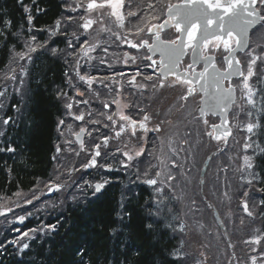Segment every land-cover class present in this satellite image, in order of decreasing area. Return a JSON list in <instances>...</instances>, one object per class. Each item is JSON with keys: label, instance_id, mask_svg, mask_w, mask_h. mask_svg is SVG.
<instances>
[{"label": "snow or ice", "instance_id": "1", "mask_svg": "<svg viewBox=\"0 0 264 264\" xmlns=\"http://www.w3.org/2000/svg\"><path fill=\"white\" fill-rule=\"evenodd\" d=\"M23 6V0H18ZM35 4V0H33ZM65 10L70 12H78V16L73 17L67 15L64 20L71 25L73 20L83 21L78 23L77 27L83 29V33L72 32L75 37V42L69 40L67 42V48L71 51L64 52L56 47L48 48L47 51L52 56L58 57L63 53L65 57L71 56L73 59L71 66L74 69V75L78 77L79 81L84 82L88 86V91L93 92L92 84L94 78L81 74L79 71L80 61L82 58L92 59L90 53L95 52L98 48L104 53H108L111 43L108 39H104V36H114L115 41L119 43L116 47L127 46L130 49H135L138 53L141 49H147V53L143 55L144 60L151 61L146 67H152L154 72L158 70L155 80L153 76L145 75L144 79L150 83L144 84L136 80V76L141 75L140 72L136 73V76L131 77L128 80V84L136 89V93H125L121 88L110 90L109 95L111 100L101 99L99 92H96V99L101 100L103 110H97V114L104 117L110 122L105 127H111L115 131V136L110 137L107 134L102 139V144H93L92 148L95 149L94 154L90 153L91 158L87 163L82 164V168L97 167V157L101 156V147H109V141L112 139L120 141L121 146H117L116 153H120L124 159L121 161V167L127 170L130 167H137V178L140 179L141 175L143 179L142 183L148 185L154 193V199L149 202L148 209V221L144 225V228L149 232L163 226L166 229H171L173 233V239L177 233L180 234V245L178 248L173 249L169 255L176 264H184L187 259V254L182 251L185 246V237L188 236V230L190 228L189 220L194 225H199L200 229L204 228V224L197 218V213H203L205 210L201 206L203 201L208 209L215 207L209 200L206 194H204L205 178L203 170H201V176L199 180L200 200L195 195L192 196L190 203L185 205L180 211H177L175 203H169V195L172 201H182L183 196L176 195L177 188L181 191L184 190L187 181L191 183V179L187 176L185 171V165L181 162L180 153L182 151L187 152L188 155L194 156L199 149L203 146V136H207L209 141H216V148L211 155L208 156V160H213V157L220 156V162L216 164L218 173L223 172L225 174L224 179H228L227 173L229 171V164L225 162L221 154H226V148L229 144V137L233 135L232 128L236 127L235 124H230L226 118L232 105L236 103V91L239 88L241 92V103L237 105L240 112L252 116V112L245 108L247 105L255 108V95L256 89L251 83L252 78L256 77V82L264 81V0H182L179 4H173L171 0H73V3L66 4ZM25 13H29L30 10L27 6H24ZM38 11H40L38 9ZM161 17H166L161 23H152V21H160ZM27 23L29 29L33 25V17L29 14L27 16ZM5 25H10L11 21H4ZM63 21L57 20L55 28L48 29L50 36H55L60 33ZM97 27L94 28L93 26ZM174 27L176 32L179 33L175 38H164L163 33L167 28ZM119 29V31H117ZM255 29V47L251 50L245 51L250 48V31ZM95 31L96 35L93 36L92 32ZM67 34L65 28L64 33ZM3 35V33H0ZM81 36L84 39H81ZM131 37V38H130ZM106 45V46H105ZM226 53L223 55V62L226 65L224 68L217 67L216 53L221 51ZM46 48V43L41 44L37 42L36 36L32 35L25 41V51L15 52L12 56L13 63H16L21 68L19 77L16 75H5L6 80H18L22 86L24 83V66L19 65L20 60L32 61V53L38 49ZM260 49L257 53L256 49ZM191 55V62H185L184 57ZM245 52V56L249 59L246 64V71L242 66V61L236 58L238 52ZM159 53V61L153 59L155 54ZM124 61L131 60L135 63L137 57L128 53H123ZM202 61L203 70L197 72L195 65ZM259 61V63H258ZM66 62H68L66 60ZM101 62H106L101 59ZM184 63V68L181 70V64ZM9 70L12 73L16 72L15 68L9 66ZM69 72H65V76L68 77L69 86L74 88L77 96L83 97L85 92L71 80ZM169 76L175 77L174 80H168ZM238 76L240 81L238 84L231 82V77ZM167 81V82H166ZM199 84L200 87L196 88L195 85ZM183 87L188 85L185 92H181L178 96V103L176 105V111L180 112L183 119H177L173 127L175 132L169 133L168 129L164 126L166 124H172L171 120L162 118L159 109L156 110L155 116H153L147 109L149 104H145V99L161 101L163 93L161 90L166 88H176L177 86ZM107 86V85H105ZM242 86V87H241ZM152 90V96H147V90ZM16 91L21 92V88H17ZM139 95V99L130 98ZM199 94V103L195 108L188 110V105L195 104V97ZM4 92H0V96H4ZM122 98L125 102L122 104ZM193 98L190 100L189 98ZM57 99L64 101V107L67 109V115H70L74 120L82 121L85 119L83 112L76 114L72 111L74 107L73 102H69L70 98L67 92L58 91ZM87 99H81L75 102V106L78 108L79 104H89ZM116 105L114 111H109L111 105ZM135 108L136 112H125V109ZM168 111H171L169 108ZM194 112H198L199 115H193ZM88 116H92V112L87 113ZM207 115H219L221 117V123L209 122L205 117ZM168 112L163 113V117H167ZM240 113L235 114V119L239 120ZM117 118V119H114ZM191 117L192 121L202 122L205 126V130L199 133V142L194 144L191 140L190 132L187 130V125L184 126L183 136L180 135V125L183 120ZM154 119H157L156 123H152ZM12 121V118L4 119L2 122L4 125H8ZM88 123L99 124L100 120L90 119ZM65 121L62 119L58 124V131H61L60 126L64 125ZM152 124L151 127L149 125ZM69 130L71 126H68ZM207 128H211V131H207ZM242 131H246L247 135L244 137L243 148L247 153L249 148L254 145L253 136L258 132H264V125H261L258 121L249 119L248 122L240 126ZM86 131L85 128H80V133H77V140L81 144L80 151H84L83 141L80 139V134ZM154 132L157 135L152 140V147L148 148L145 143L146 134L148 132ZM138 133H144L145 135H139ZM61 134L63 132L61 131ZM91 135V133H89ZM127 137V141L122 137ZM71 143V141H65ZM158 142V143H157ZM183 145H187V149L183 148ZM260 154L264 155V147H260ZM165 148L167 151H165ZM7 151H14L12 147H8ZM61 149L57 147V153H60ZM79 152L76 153L79 156ZM115 155V153H112ZM107 155V153L105 154ZM145 156H151L153 160L158 163H153L152 160L145 161L141 159ZM231 155L228 154V160L231 161ZM243 164L239 165L237 171L244 173L247 172L251 179H246V183L249 186L254 185L256 182L257 173L254 171L255 164V152L251 155H244L242 157ZM53 160L56 161V170L53 173V179L44 184V187L49 192L60 191L63 187L67 186V182L56 183L60 181L61 177L57 172L63 166L56 156H53ZM137 161L134 165L132 162ZM146 167H141L145 165ZM207 164V161L205 162ZM101 167L108 168V165H100ZM156 169L155 171H152ZM78 170V169H77ZM71 175V171H69ZM220 177L217 176L219 181ZM78 183V182H77ZM105 183H96L95 185L85 181L88 187H94L93 195L100 193L105 187ZM215 185L211 189L212 194L215 195ZM231 187V185H227ZM167 189V192H165ZM264 191V189H258ZM17 197H20L21 193H16ZM223 196L231 199L229 192L226 190L222 193ZM75 199V196L73 197ZM240 207L243 209L244 216H247L251 220L264 219V198H261L258 202L254 195L245 189L242 192ZM33 199H39V197L33 194ZM26 203H32V199L25 201ZM223 203V201H221ZM11 210V209H9ZM0 215H5V212L0 211ZM214 216H218V213H213ZM125 216L129 218V222H125ZM117 217L120 220L119 229L113 228L110 230V236L112 239L118 238V232H123L125 228L131 227V213L118 212ZM25 217L23 215L18 217L19 222H23ZM241 226L244 225V219H240ZM48 228L55 230L54 225H48ZM257 232H261L260 229H254ZM19 231V230H17ZM31 232H36L37 229H30ZM28 232H23L21 239L28 237ZM93 235H95L93 233ZM131 233L129 232L125 238L120 239V246L124 249V259L122 264H144V253L139 248H135L130 245ZM264 241V235H257L251 237L244 242L252 245H260ZM9 243H19V241H9ZM87 240H83L76 248V254L81 256L79 264H84V257L87 256L88 249L85 247ZM3 245L0 244V247ZM207 247V245H204ZM228 247H234L229 243ZM29 248V244L23 243L20 245V251ZM255 251V249H253ZM138 257V259L131 260L130 256ZM201 256L205 253L201 252ZM196 264H205L204 261H196ZM251 264H257L255 258L252 259Z\"/></svg>", "mask_w": 264, "mask_h": 264}, {"label": "trees", "instance_id": "2", "mask_svg": "<svg viewBox=\"0 0 264 264\" xmlns=\"http://www.w3.org/2000/svg\"><path fill=\"white\" fill-rule=\"evenodd\" d=\"M24 6L29 8V13H25ZM62 13L59 0H35V4L33 0H23V6L18 0H0V33H3L0 35V72L9 66L12 55L22 50L20 39H25L28 33L35 32L41 44L55 40L54 45L62 49L61 38L47 35L44 30L53 28ZM29 14L33 17L31 30L27 23ZM6 20L11 24L5 25ZM40 30L46 36L41 33L39 38ZM65 70L60 59L44 51L36 53L26 72L23 98L17 99L14 95L1 112L3 120L15 117L16 113L18 117L0 136V199H10L18 191L28 192L37 181L48 179L55 154L56 123L62 113L57 93L64 89ZM261 92L262 111L258 122L264 125V81ZM257 137L258 145L264 147V132H258ZM8 147L14 151H7ZM255 164L258 202L264 198V191L258 190L264 189V155L260 154V148ZM83 194L86 195L84 199L75 204L65 203L56 209L41 207L27 222L26 229L43 230V233H34L26 239L24 243L29 244V248L23 252L17 244L9 243V231L1 235L0 264H79L81 256L76 254V248L83 240H87L85 247L88 249L84 264H122L124 249L120 239L129 232L130 245L144 253V264H176L169 253L180 245L178 234L173 239L171 229L161 226L149 232L144 228L149 219V202L154 199L148 185L133 184L125 191L115 173L101 193L92 195L85 190ZM118 212L131 213V227L118 232V238L112 239L110 230L120 226ZM240 216L244 214L235 216L233 222L239 221ZM259 220L264 234V219ZM125 222H129L127 216ZM48 225H54L55 230ZM129 259L138 257L133 255Z\"/></svg>", "mask_w": 264, "mask_h": 264}, {"label": "rangeland", "instance_id": "3", "mask_svg": "<svg viewBox=\"0 0 264 264\" xmlns=\"http://www.w3.org/2000/svg\"><path fill=\"white\" fill-rule=\"evenodd\" d=\"M61 2L66 4L73 3V0H60ZM179 0H171L172 3H175ZM78 12H70L66 11L63 12L61 18L59 20L63 21V25L67 27L68 34L72 37L73 41L75 42V37L72 35V32L75 31L77 33H83V29L77 27L78 23H82L83 21H77L73 20L71 25L68 24L66 20H64V17L67 15H72L73 17L78 16ZM163 17H161L162 19ZM161 21V20H160ZM160 21H152L153 22H160ZM97 26H95L96 28ZM119 31V29H117ZM255 31L251 34L249 44L250 48L247 49L251 50V48L255 47V43L253 42L255 39L254 36ZM35 35L33 32L28 33V35L25 37H21V46L22 50L25 51V41L29 38V36ZM92 35L95 36V31L92 32ZM36 36V35H35ZM37 36L40 38L41 32L37 34ZM52 37H62L61 35L57 33V35ZM104 39H108L109 42H115L111 43V47H109L108 53L102 52H91L90 55L92 59L88 58H82L80 61V68L79 71L81 74L91 76L94 78L92 89L93 92L88 91V86L82 81L78 80V77L74 75V69L71 66L69 62L72 61L71 56L65 57L63 53L59 55L58 59H60L62 62L65 63L67 67V72H69L71 75V80L74 82L80 90L85 92V95L83 97L77 96L76 91L74 88L69 86V80L68 77L65 80L66 86H67V93L70 98L69 102L74 103V107L72 111L76 114H79L83 112L85 114V119L82 120L83 124L80 123L78 120H74L70 115H67V109L64 107V101L61 99H57L61 106V116L60 119L57 120L56 128H55V155L57 159L60 161L61 165H63L57 174L60 175L61 179L60 181H56V183H61L63 181L67 182V186L63 187L60 191H52L49 192L46 187H44V184L46 182H49L53 179V173L56 170V161L53 160V167L49 174V177L47 180H40L37 181L35 186L28 192H22L20 197H17V195H13L10 199H0V211L5 212V215H0V237L5 232L9 231V233H12V226H13V220L15 218H12L11 215L14 216L17 215H26L24 216L25 219H29L32 215H35L41 207H47L51 209H56L58 207H61L65 203L75 204L80 202L84 199L86 195L83 194L82 191L75 190L77 195L75 196V199L73 198V187L76 183V180L78 176L81 174V171H83V168L81 167V164L85 163V159L88 157L90 158V153L88 152L86 155V151H80L79 146L75 144L74 137L79 131V126L86 129V138H88V141L91 140V135L94 133L96 138L100 140L104 135H108L110 137L115 136V131L111 127H105V125H109L110 122L107 121L104 117H101L97 114V110H103V105L101 103V100L96 99V92H99L101 95V99H107L111 100L112 97L109 95L110 90H114L116 88H121L123 92H125V87L123 85V81L121 79H112V76L117 73H121L123 70H128L130 67H136L140 66L139 62H131L130 60L125 62L123 58V53L128 52L124 49V47H116V44H118V41H115L114 36H104L102 37ZM131 38V37H130ZM81 39H84L83 36H81ZM37 42L39 40L37 39ZM45 44V43H44ZM47 45V42H46ZM50 43L48 40V46L46 48L38 49L36 52L32 53V58L34 55L38 52L45 51L46 53H51L47 51L50 47ZM60 50H64V52L71 51V49H68L67 46ZM98 51V49H97ZM257 53H259L260 49H256ZM130 54H133V52H129ZM13 56V55H12ZM137 56L142 57L143 53L139 52ZM243 62V67L246 71V64L248 57L245 56V53L240 56ZM101 59H104L106 62L102 63ZM138 59V57H137ZM66 60L68 62H66ZM9 66L16 69L15 73L10 72L9 66L6 68L5 71L0 72V92H4V96H0V136L5 127L7 125L3 124V119L1 113L6 107L8 100L12 98L14 95L19 98H23V95L25 93L26 89V83H27V69L29 68L31 62H28L26 60H20L19 65L24 66V83L21 86L18 82V80H6L4 79L5 75H16L19 77L21 73V68L16 64L13 63L12 57L10 59ZM259 63V61H258ZM88 65V66H87ZM87 67V68H85ZM239 83V82H238ZM251 83L255 87L256 95H255V108H253L250 105H247L245 103V108L249 109L252 112V116L248 117L247 115L240 112L239 105L241 103V92L240 89H237V96H236V103L232 106L229 119L230 124L237 125L236 127L232 128L233 135L229 137V144L226 148V154H221L223 156V159L225 162L229 164V171L227 173L228 179H224L225 174L223 172L217 171L216 164L220 162V156L213 157V160L209 161L208 156L212 154V152L216 148V141H209V138L207 136H203V146L199 147L196 154L194 156H190L187 154V152L182 151L180 153L181 162L185 165V171L187 176L191 179V183L189 184L187 181L184 182L185 187L184 190L181 191L180 188H177L176 195L183 196L182 201H172L170 199L171 193H168L169 195V203H175L177 211H180L182 208L185 207V205H188L190 203V200L193 195L196 196L198 200H200V191H199V180L201 176V170H203V175L205 178V187H204V194L207 195L208 200L215 205L214 208L208 209L206 204L201 202V206L205 209L203 213H197V218L202 221L204 224V228L200 229L199 225H194L191 220H189L190 228L188 230V236L185 237V246L182 249L184 253L187 254V259L184 261V264H196V261H204L205 264H251V261L253 258L256 259L257 264H264V241L260 245H252L247 244L244 241L255 237L257 235H261V232H257L254 229H260V220L255 219L251 220L247 216H243L244 219V225L241 226L240 221L235 220L233 222L235 216L244 214L243 209L240 210V204H241V196L242 192L247 189L250 194L257 197L258 191L255 188V183L252 186H249L245 181L246 179H251V176L248 175L247 172L241 173L237 171V168L239 165L243 164L242 157L244 155H251L253 152H255V157L258 154L259 147H256L258 145V137L257 135L253 136V141L255 142L252 148H249L248 152L246 153L243 148L244 144V137L247 135L246 131H242L240 129V126H242L244 123L248 122L249 119L258 121L261 111H262V92H261V82H256V77L252 78ZM107 85V86H105ZM242 87V86H241ZM21 88V92H17L16 89ZM135 89V88H133ZM136 90V89H135ZM168 88L161 90L163 93L162 102L156 101L155 98L148 101V104L150 107L147 109L153 116H155V112L157 109L160 110L162 118H166L168 120L172 121V124H166L164 127L168 129L169 133L175 132L176 129L173 127V125L176 123L177 119H183V116L180 112L176 111V105L178 103H183V101H178V96L181 92H184V86H178L175 91H173V96L166 98L168 94H166V91ZM186 91V90H185ZM133 92V91H132ZM148 96H152V91L148 92ZM118 99H121V103L123 104L125 101L117 97ZM81 99H87L90 101L89 104H79L78 108L75 106V102L80 101ZM192 100L193 98H189ZM196 103L195 104H189L188 109L185 110V115L188 110H191L192 108H195L199 103V96L197 95L195 97ZM23 101V100H22ZM151 102V103H150ZM91 103H95V107L90 106ZM169 108H171V111H168ZM116 109V105H111V108L109 111H114ZM91 111L92 116H88L87 113ZM168 112L167 117H163L164 112ZM240 113L239 120H236L235 114ZM16 116L12 118V120L17 119V113ZM193 115H197V112H194ZM64 120L65 124L60 126L61 131L63 134H61V131H58V124L60 120ZM90 119H97L100 120L99 124H93L88 123ZM114 119H117L114 117ZM191 120V117H188V119L183 120V123L180 125V135L183 136V129L184 126L187 125V130L190 132L191 140L194 144L199 142V133H201L204 130V126L200 124L198 121H192L189 123L188 121ZM157 119H154L152 123H156ZM71 126V129L69 130L68 126ZM91 133V135H89ZM154 132H151V134ZM145 135V134H144ZM157 134L154 133L153 137L147 136V138H150V140L145 139V141H141L142 143L149 144L148 148L152 147V140ZM84 139V140H85ZM123 140L127 141V137H122ZM65 141H71V143H66ZM102 141V139H101ZM158 143V142H157ZM121 146L120 141L112 139L109 141V147L104 148L105 154L109 155V159L107 160V164L110 166H115L118 171H120L121 175H124V178L121 179L123 183V187L125 191H128V189L133 185H146L141 182L143 179V176L141 175L140 179L137 178V167L128 168L127 170L123 169L121 167V154L116 153L117 146ZM57 147L61 149L60 153H57ZM187 145H183V148L187 149ZM85 148V147H84ZM89 149H92V151H95V149L92 148V146H89ZM101 150V149H100ZM165 151L167 149L165 148ZM79 152V156L76 155V153ZM112 153H115L113 155ZM228 154L231 155V161L228 160ZM100 157H97L99 159ZM141 159L152 160L153 163H158V161L153 160L151 156H145ZM207 161V164L205 163ZM145 165L141 167H146ZM78 169V170H77ZM85 169V168H84ZM86 170V169H85ZM156 169H153L152 171H155ZM69 171H71V175H69ZM112 175V174H111ZM219 175L220 179L217 180V176ZM103 180H105L103 178ZM231 185V187H227V185ZM213 185H215V192L216 194L213 195L211 189L213 188ZM90 188V187H89ZM228 191L229 195L231 196V199H228V197H225L222 195L224 191ZM165 192H167V189H165ZM33 194L35 196L39 197V199H33ZM28 199H32V203H36V205L31 206V203H26L25 201ZM257 199V198H256ZM223 201V203H221ZM31 206V207H30ZM11 209V210H9ZM213 213H218V216H214ZM242 216H240L241 219ZM235 225V229L232 228V225ZM34 229V228H33ZM30 229H27L25 232H28V237H25L21 239V235L16 236H10V241H19L17 244L19 247L24 243L26 239L31 237L32 235H38L39 233H43V230L39 232L38 230L36 232L29 231ZM261 230V229H260ZM178 234V237H180V234ZM181 239V237H180ZM229 243L234 245V247H228ZM204 245H207V247H204ZM255 249V251L253 250ZM204 252L205 255L201 256L200 253Z\"/></svg>", "mask_w": 264, "mask_h": 264}, {"label": "flooded vegetation", "instance_id": "4", "mask_svg": "<svg viewBox=\"0 0 264 264\" xmlns=\"http://www.w3.org/2000/svg\"><path fill=\"white\" fill-rule=\"evenodd\" d=\"M178 33L176 32V30H175V28L174 27H169V28H167L163 33H161V35L164 37V38H175L176 37V35H177ZM142 50H144V49H141L140 51H142ZM133 51H135V55L134 56H136L137 54H138V52L136 51V50H133ZM145 52H143V55H145V54H148L147 53V50H144ZM189 52H190V50H188ZM226 53H223L222 52V47H221V51H219V52H217L216 53V58H217V67L218 68H223L225 65H224V62H223V55H225ZM138 57V59H136V61L135 62H139L140 63V66H136V67H132L131 68V70H132V72H136V71H139L140 73H141V77L143 78L142 80L140 79L139 80V82L140 83H144V84H148V83H150L149 81H146L145 79H144V76L145 75H151V76H153V80H155V78H156V75L158 74V70L156 71V72H154V70H153V68L152 67H146L147 69H148V71H144V69H143V67L142 66H145V65H149L150 63H151V61H148V60H144L142 57H140V56H137ZM154 60H156L157 61V59H154ZM184 61L185 62H189V57H188V55H186V57L184 58ZM184 63H182L181 64V70L184 68ZM242 66H243V62H242ZM202 68V64H199V65H197L196 66V71H199L200 69ZM157 73V74H156ZM168 80H174L175 79V77H173V76H169L168 78H167ZM167 82V81H166ZM231 82L233 83V84H237V81L234 79V80H231ZM179 86V85H178ZM177 86V87H178ZM176 87V88H177ZM187 87H188V85H184V92H185V90L187 89ZM176 88H168V90L166 91V94H168L167 96H165L166 98H169V97H171V96H173V91H175L176 90ZM149 91H152L151 89H149V90H147V93H146V95L148 96V92ZM130 93H136V90L135 91H133V92H130ZM198 96H199V94H198ZM130 98H135V99H139L140 97H139V95L137 94V96L136 97H130ZM148 101H150L149 99H145V104H148ZM151 103V102H150ZM91 105H94V103H91ZM129 111H131V112H136V111H138L137 109H135V108H131V109H125V112L127 113V112H129ZM205 119H207L210 123L211 122H215V123H217L218 122V118L216 117V116H213V115H207L206 117H205ZM200 124L202 125V126H204L203 125V123L202 122H200ZM150 127L152 126V124H150L149 125ZM210 128H207V131L209 130ZM204 130H205V126H204ZM203 130V131H204ZM139 135H143V133H139ZM153 135H154V133H152L151 134V131L150 132H148L147 134H146V138H147V136H149V137H153ZM206 136V135H205ZM147 140H150V138H147ZM106 159H109V155H107L106 156ZM105 159V156L103 157V164L104 165H108V166H110L109 164H107V160ZM107 169V171H111V166L110 167H108V168H106Z\"/></svg>", "mask_w": 264, "mask_h": 264}, {"label": "water", "instance_id": "5", "mask_svg": "<svg viewBox=\"0 0 264 264\" xmlns=\"http://www.w3.org/2000/svg\"><path fill=\"white\" fill-rule=\"evenodd\" d=\"M182 2V0L179 2V3H181ZM179 3H177V4H179ZM243 52V51H242ZM237 58V57H236ZM192 59V58H191ZM200 62H202V61H200ZM203 63V62H202ZM225 67H226V65H225ZM202 70H203V68H202ZM201 70V71H202ZM234 78H238V76H233ZM233 77H231V78H233ZM230 78V79H231ZM197 86V88H199L200 87V85L199 84H197L196 85ZM219 118H220V121H219V123L218 124H220L221 123V117L219 116V115H217ZM227 119H228V115H227V117H226Z\"/></svg>", "mask_w": 264, "mask_h": 264}]
</instances>
